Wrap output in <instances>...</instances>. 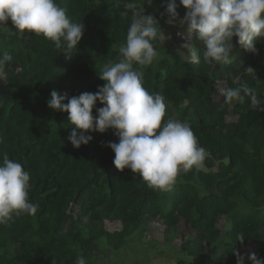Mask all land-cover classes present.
Returning <instances> with one entry per match:
<instances>
[{"label":"trees","instance_id":"obj_1","mask_svg":"<svg viewBox=\"0 0 264 264\" xmlns=\"http://www.w3.org/2000/svg\"><path fill=\"white\" fill-rule=\"evenodd\" d=\"M55 2L73 22L85 25L71 57L43 35L25 31L15 36L0 28V56L5 51L12 56L0 67V163L7 153L23 165L30 174L29 200L38 205L35 215H13L0 223V264H75L79 255L86 264H102L105 248L120 252L154 221L162 224L169 244L187 233L188 256L199 264H209V248L217 251L214 264H236L233 248L241 252L249 244L264 261V110H252L248 97L220 110L224 98H215L219 83L224 88L247 83L264 109V39L256 41L253 54L233 37L238 54L230 64H205L195 34L199 63L177 52L175 44L183 41L175 30L166 40L154 41L158 55L142 69L143 85L164 96L165 122L175 117L190 123L206 150L199 170L181 171L169 190L160 191L130 169L115 167V154L107 146L119 142L112 129L87 133L92 140L75 148L69 140L75 126L67 122V113L50 109L47 100L53 89L72 97L104 85L101 67L117 61L134 10L124 12L118 4L144 7L147 14L154 8L166 11L167 0L151 5L148 0ZM176 4L182 12L183 5ZM113 44L117 48L109 54ZM247 66L255 74L247 73ZM100 107L97 101L94 116ZM231 114L237 118L228 122ZM107 224L119 227L108 230ZM237 233H243V244ZM244 264H252L251 259L245 257Z\"/></svg>","mask_w":264,"mask_h":264},{"label":"clouds","instance_id":"obj_2","mask_svg":"<svg viewBox=\"0 0 264 264\" xmlns=\"http://www.w3.org/2000/svg\"><path fill=\"white\" fill-rule=\"evenodd\" d=\"M151 3L152 0H148L147 4ZM180 3L187 10L183 19L177 12L176 0H167L165 4L166 22L174 25L178 21L179 27L184 29L177 32L184 40L177 52L199 63L200 53L192 40L195 34L205 64H230L235 49L233 37L243 49L257 53L256 41L264 39V0H180ZM128 6L134 10L126 43L118 47L116 62L102 65L99 78L104 85L98 86L94 93L82 92L72 97L53 89L47 105L52 110L67 113V122L79 130L74 129L69 136L75 148L92 140L87 133H105L112 129L119 142L110 141L107 146L115 154V167L121 172L130 169L150 188L167 191L181 171L202 167L206 150L198 145L190 123L175 117L165 122L164 96L144 87L142 69L152 65L158 55L154 41L165 35L158 21L145 14L144 7L135 9L131 3ZM9 20L19 33L43 35L57 49L63 48L66 58L78 48L85 29L84 23L73 22L66 9L55 0H0V24L6 25ZM116 48L113 44L109 54ZM11 60L12 56L5 51L0 56V67ZM245 70L250 74L256 71L251 66ZM225 75L232 77L231 73ZM218 91L224 98L220 110L234 101L243 104L245 97L249 98L252 110H264L260 108L261 101L255 90L247 83ZM97 101L103 107L97 108L94 116ZM29 188L30 174L21 163L4 153L0 163V223L9 222L13 215L36 214L38 205L30 202ZM237 240L243 244V233H237ZM232 255L236 257V264H244L245 257L236 247ZM248 258L252 264H264L255 253H249ZM75 264H86L84 256H77Z\"/></svg>","mask_w":264,"mask_h":264},{"label":"rangeland","instance_id":"obj_3","mask_svg":"<svg viewBox=\"0 0 264 264\" xmlns=\"http://www.w3.org/2000/svg\"><path fill=\"white\" fill-rule=\"evenodd\" d=\"M180 1V0H179ZM124 12H127L130 7L126 4H118ZM166 9V8H165ZM186 9L182 12H178L180 19L186 14ZM152 15L156 21L161 25V28L164 32L165 38L168 34H170L173 30L175 32L184 31L179 27V22L177 21L174 25H169L166 21L168 19L167 13L165 10L160 8H154L151 12L147 13ZM0 28L4 31H8L15 36H22L23 34L19 33L14 26L12 25L11 21L9 20L6 25L0 24ZM9 29L11 31H9ZM178 40H183V37L177 35ZM164 39V38H163ZM166 40V39H164ZM177 49L180 47L181 43L175 44ZM235 45V44H234ZM238 46L235 45V49L231 53L230 59L235 57L238 54ZM182 54V53H181ZM184 57L187 55L183 54ZM189 58V57H188ZM4 76L0 69V87L3 85ZM224 83H219L215 87V98L219 100L222 96L220 95L218 89L224 88ZM236 116L231 114L228 116L227 121L233 122L236 120ZM182 227L184 232L187 231L186 224L182 223ZM119 226L116 224H107L106 228L115 229ZM220 227L225 230L226 229V221L222 220L220 222ZM226 231V230H225ZM225 233V232H224ZM187 233H184L183 237H178L172 241V244L166 242V235L165 230L162 224L159 221H154L150 224L146 231H141V234L136 236L133 241H130L127 247L120 252L113 253L109 252V249H104L107 257L102 258V264H177L179 259H183L187 262V264H199V261L193 260L188 256V240H191L190 236H186ZM224 237V234L223 236ZM14 252L17 251V248H12ZM256 247L254 244L247 245L241 253L244 257L248 258L249 253H254ZM217 251L216 249L209 248L208 254H210L209 264H214L217 258Z\"/></svg>","mask_w":264,"mask_h":264}]
</instances>
